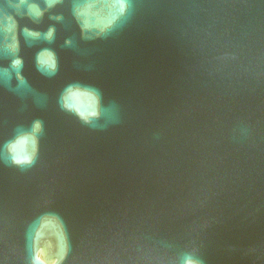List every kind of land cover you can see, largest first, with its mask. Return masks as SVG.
<instances>
[{"label": "water", "instance_id": "95a60500", "mask_svg": "<svg viewBox=\"0 0 264 264\" xmlns=\"http://www.w3.org/2000/svg\"><path fill=\"white\" fill-rule=\"evenodd\" d=\"M0 264H264V0H0Z\"/></svg>", "mask_w": 264, "mask_h": 264}]
</instances>
